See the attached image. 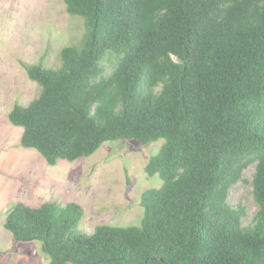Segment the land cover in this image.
I'll return each instance as SVG.
<instances>
[{
    "label": "trees",
    "instance_id": "16d2710c",
    "mask_svg": "<svg viewBox=\"0 0 264 264\" xmlns=\"http://www.w3.org/2000/svg\"><path fill=\"white\" fill-rule=\"evenodd\" d=\"M84 34L60 65L22 63L38 97L16 104L21 146L51 166L104 144L164 141L145 171L140 225L80 230L77 203L18 202L5 229L50 264H264V0H62ZM255 165V221L228 198Z\"/></svg>",
    "mask_w": 264,
    "mask_h": 264
},
{
    "label": "rangeland",
    "instance_id": "374dc122",
    "mask_svg": "<svg viewBox=\"0 0 264 264\" xmlns=\"http://www.w3.org/2000/svg\"><path fill=\"white\" fill-rule=\"evenodd\" d=\"M84 34L81 18L70 16L62 0H0V264H50L39 241H14L5 229L6 216L21 202L39 207L46 202L77 203L84 210L79 229L96 226H138L144 215L143 193L160 188L157 175L145 167L164 141L141 146L136 141L109 142L89 158L59 160L49 165L33 149L21 146L22 127L8 119L16 104L28 106L40 92L22 63L44 61L58 68L62 48L78 43ZM255 165L250 166L229 193L233 207H243V226L252 224L259 210L253 198Z\"/></svg>",
    "mask_w": 264,
    "mask_h": 264
}]
</instances>
